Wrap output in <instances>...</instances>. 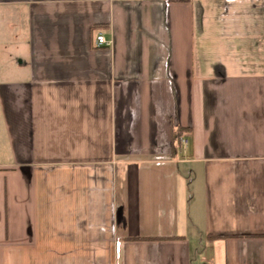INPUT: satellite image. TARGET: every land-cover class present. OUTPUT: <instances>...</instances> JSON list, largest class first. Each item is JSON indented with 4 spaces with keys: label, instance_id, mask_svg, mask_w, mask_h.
Wrapping results in <instances>:
<instances>
[{
    "label": "crops",
    "instance_id": "0c3cea01",
    "mask_svg": "<svg viewBox=\"0 0 264 264\" xmlns=\"http://www.w3.org/2000/svg\"><path fill=\"white\" fill-rule=\"evenodd\" d=\"M0 264H264V0H0Z\"/></svg>",
    "mask_w": 264,
    "mask_h": 264
},
{
    "label": "trees",
    "instance_id": "16d2710c",
    "mask_svg": "<svg viewBox=\"0 0 264 264\" xmlns=\"http://www.w3.org/2000/svg\"><path fill=\"white\" fill-rule=\"evenodd\" d=\"M191 135L190 131H187L186 129H184L183 127H177L173 130V134H172V146H173V152H175L177 150V148L180 145L181 142V138L183 135Z\"/></svg>",
    "mask_w": 264,
    "mask_h": 264
},
{
    "label": "built area",
    "instance_id": "2783aa9c",
    "mask_svg": "<svg viewBox=\"0 0 264 264\" xmlns=\"http://www.w3.org/2000/svg\"><path fill=\"white\" fill-rule=\"evenodd\" d=\"M109 44L110 42L106 39V37L103 34L99 33L96 36V46H107ZM181 142L183 144H187L189 142V137L188 136L182 137Z\"/></svg>",
    "mask_w": 264,
    "mask_h": 264
}]
</instances>
